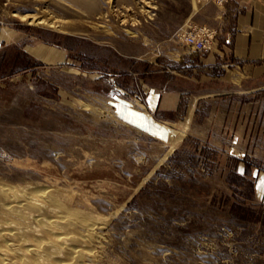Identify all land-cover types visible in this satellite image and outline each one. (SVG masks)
I'll use <instances>...</instances> for the list:
<instances>
[{
	"label": "rangeland",
	"instance_id": "rangeland-1",
	"mask_svg": "<svg viewBox=\"0 0 264 264\" xmlns=\"http://www.w3.org/2000/svg\"><path fill=\"white\" fill-rule=\"evenodd\" d=\"M140 1L0 0V186L65 205L83 264H264V84L180 36L226 1Z\"/></svg>",
	"mask_w": 264,
	"mask_h": 264
},
{
	"label": "bare ground",
	"instance_id": "bare-ground-1",
	"mask_svg": "<svg viewBox=\"0 0 264 264\" xmlns=\"http://www.w3.org/2000/svg\"><path fill=\"white\" fill-rule=\"evenodd\" d=\"M146 4H147V1H143V0L140 1V7L141 8H143ZM88 7H89V9H92V5H89ZM19 16L21 19H28L30 23H38V24L39 23H46L48 25H53L55 27L61 28V25L59 23H56V21H53V20L49 21L47 18H42V17L38 16L36 13H26L25 12V13H20ZM215 40H216V36H215ZM215 40H214V44H215ZM213 47H212V49H213ZM177 138L180 140L182 138V133L179 134ZM174 147H175V144L171 142L166 153H169L171 150H173ZM164 158H166V157H164ZM5 183H9V182H5ZM47 184H48V182H47ZM3 185L0 186V205L2 204L1 205L2 207H0V264H49L50 262L52 264H83L79 258L80 254H81V252H80L81 248L79 249V247H78L79 246L78 241L80 239L73 236L72 234H68L66 232V231H69L70 228L72 227L71 226L70 228H68V226H70V225H73L76 228V225H75L76 221L71 220L72 217H71V219H70V217L65 218L64 213L67 212L65 207H64L65 205L59 206L60 204L57 202L59 200H57L56 201L57 203H56L53 199H51V197H49L50 195H48L46 190L40 189L38 187L35 189L32 188L31 191H26L28 194V197H25V199H23V200L19 199V201H18V199H17L18 197L16 196L17 192L15 193V191L12 190L13 193L9 195V191H11V189H9V187H7V186L6 187L4 186V188H3L2 187ZM11 185H13V184L11 183ZM41 188H42V186H41ZM35 196H38V197L36 198ZM12 201H14V203H12ZM23 203H25V204L28 203V207L26 206V208H25L26 210L23 209V207H24ZM3 205L4 206L6 205V206L3 207ZM34 206H36L35 210L44 209V207L47 208L46 211H43L44 214H46L47 212L49 214V212L51 210V212H57V213L59 212V213H61V215H58L56 213L54 218L49 219V220L47 219L48 216H46V219H44V223H42L43 222V220H42V222H40L42 224L39 225V227H38L37 225H35V223L33 224L30 222V218L34 213V211L31 209V207L34 209ZM62 207H64V209ZM3 208H5V209H3ZM77 208H79V207H77ZM32 211H33V213H32ZM84 211H85V209H84ZM89 211L90 210L88 209V212ZM35 214L37 215V213H35ZM38 214L41 215L42 211H41V214L40 213H38ZM85 214H87V213H85ZM93 214L90 213L88 215H93ZM67 215H68V213H67ZM8 216H12V217L17 216L18 219L22 218L24 221L26 220L27 222L25 221L26 222L25 224H23L22 222H21L22 224L13 223V220H11V219L5 220V217L7 218ZM82 217H83V215H82ZM96 219H95V221H96ZM31 220H33V219H31ZM100 220H98V221H100ZM40 223H38V224H40ZM80 223H81V221H80ZM66 226H67L66 230L63 231L64 230L63 228H65ZM59 229H61V230H59ZM82 230H84V229H82ZM88 230L89 229H87V231ZM92 230H94V229H92ZM79 232H82V231H79ZM82 233H84V232H82ZM84 248H85V246H84ZM97 250L99 252V247ZM85 256H86V254H85ZM88 256L90 257L91 253H89ZM90 259H92V258H90ZM96 262H98V261H96ZM84 263H86V262H84ZM90 264H91V262H90Z\"/></svg>",
	"mask_w": 264,
	"mask_h": 264
},
{
	"label": "crops",
	"instance_id": "crops-1",
	"mask_svg": "<svg viewBox=\"0 0 264 264\" xmlns=\"http://www.w3.org/2000/svg\"><path fill=\"white\" fill-rule=\"evenodd\" d=\"M203 17L200 22L217 31L215 44L218 41V45L203 56L211 78L263 85L264 0H228L213 8L206 6ZM261 185L264 180L257 184V191L264 199Z\"/></svg>",
	"mask_w": 264,
	"mask_h": 264
},
{
	"label": "built area",
	"instance_id": "built-area-1",
	"mask_svg": "<svg viewBox=\"0 0 264 264\" xmlns=\"http://www.w3.org/2000/svg\"><path fill=\"white\" fill-rule=\"evenodd\" d=\"M197 1H228V0H197ZM182 40L185 44L190 45L191 47L202 50L209 51L214 46V40L216 36V31L203 26L193 27L191 30L184 31L180 34Z\"/></svg>",
	"mask_w": 264,
	"mask_h": 264
},
{
	"label": "snow or ice",
	"instance_id": "snow-or-ice-1",
	"mask_svg": "<svg viewBox=\"0 0 264 264\" xmlns=\"http://www.w3.org/2000/svg\"><path fill=\"white\" fill-rule=\"evenodd\" d=\"M262 190H264V185H261Z\"/></svg>",
	"mask_w": 264,
	"mask_h": 264
}]
</instances>
